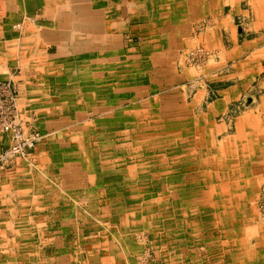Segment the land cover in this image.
Listing matches in <instances>:
<instances>
[{"label":"rangeland","instance_id":"374dc122","mask_svg":"<svg viewBox=\"0 0 264 264\" xmlns=\"http://www.w3.org/2000/svg\"><path fill=\"white\" fill-rule=\"evenodd\" d=\"M249 3L238 0L243 11ZM243 11L234 15L237 25L247 12ZM209 19L197 21L195 35L212 25ZM155 20L159 26L160 19ZM148 21L155 26V21ZM148 32L122 36L125 49H132L126 55H137L136 61H127L128 69L136 64L135 78L130 77L136 88L133 84L112 85L118 77L103 75L104 70L123 75L117 68L125 64L120 58L126 55L108 56L110 63L100 66L103 69L91 63L88 55L86 67L76 69L73 78L68 75L67 83L74 84H69L72 94L62 91L58 96L62 109L83 116L58 118L64 123L44 131L37 125L42 131H38L41 144L37 153L23 158L25 162L42 154L36 157L58 163V167L52 166L57 168L56 177L71 170L83 178L65 184L59 180L39 183L48 171L32 168L30 178L35 179L36 189L29 191L23 213L10 208L0 214L7 225L0 230V240H13L6 246L15 254H8L20 262L81 264L109 257L105 264H114L113 260L120 264H224L226 239L240 243L264 234V174L255 179L231 165L230 143L225 141L227 133H234L238 116L254 106L255 98L246 100L243 95L216 117L207 116L218 95L216 88L224 82L211 79L207 70L212 65L223 66L218 71L222 75L231 64H222L221 55L200 42L170 56L164 64V43L158 41L156 31ZM173 75L180 80L169 81ZM86 79L97 85L85 83ZM130 89L136 90L133 100ZM87 158L93 168L96 166L94 179L86 174L90 169ZM136 174V178L130 177ZM198 196H203L204 202H190ZM78 205L79 211L71 212ZM126 208L134 223L120 225L119 219L114 225L116 220L110 218ZM22 231L28 236L27 249L18 242ZM109 242L115 245L113 252H108ZM6 246H0L1 255L7 252ZM69 252L78 257H65ZM240 259L241 254H236L234 262H238L234 264H256L258 260L249 263L247 257Z\"/></svg>","mask_w":264,"mask_h":264},{"label":"crops","instance_id":"0c3cea01","mask_svg":"<svg viewBox=\"0 0 264 264\" xmlns=\"http://www.w3.org/2000/svg\"><path fill=\"white\" fill-rule=\"evenodd\" d=\"M248 2L250 3L246 12L242 10V5L238 4V0H0V80L9 81L16 87L18 120L23 129L26 132L41 131L37 127L39 125L44 131L50 126L64 123L58 118L83 116L79 111H66L58 104L60 102L58 96L63 93L62 91H65L67 96L72 94L69 84H74L73 81L67 83L68 75L73 78L76 69L85 68L86 61L90 60L87 58L89 56L91 63H95L98 68L108 67L110 63L108 56L124 57L126 51L132 50L124 47L122 36L126 33L128 36H134V33L139 31L149 30L148 33L156 31V34H159L158 41L164 43V64L169 61L170 56L200 42L217 51L222 57V64H231L228 71L222 75H219L218 71L223 66L217 68L212 65L207 70L211 79L217 78L224 82L216 88L218 95L209 106V114L206 115L216 117L219 112H224L231 102L240 100L243 95L246 96V100L251 96L255 98L254 106L246 108L238 116L234 133H227L225 141L230 143L228 150L232 159L231 165L256 179L257 176L264 174V0ZM240 10L246 13L241 23L237 25L233 18ZM209 17L212 25L195 35L197 21ZM157 18L160 19L159 26L155 20ZM149 19L155 21L154 27ZM240 30L243 31L241 36ZM153 43L152 46H155V42ZM148 47L143 55L146 58ZM172 47H175V50L172 51ZM82 55L83 58H80ZM134 57L137 55L120 58L125 64L117 69L123 71V75H116L117 70L111 72L104 70L103 75L106 73L104 76L118 77V82L112 85L135 84L130 77L135 78L136 64L132 65V69H128L131 65L127 64V61ZM120 59L114 61L120 63L122 62ZM178 78L173 75L168 79L179 81ZM86 82L97 85L93 80L86 79ZM156 83L153 87L157 86ZM67 86L69 87L66 88ZM129 91L130 100H133L136 97V90ZM68 99L63 100L67 102ZM11 140L12 134L0 133V153L8 148ZM238 141L243 145L241 148L237 144ZM40 144L38 142L28 156L37 153ZM36 156L31 162H25L22 157H17L8 168L0 172V214L10 208L23 213L22 208L26 206V199L31 196L29 191L36 189L33 183L35 179L30 178L33 175L32 168L48 171L46 179L37 180L39 183L45 180L56 183L59 180L65 184L71 180L75 182L73 178H83L75 174L76 172L71 173V170H65L63 175L56 177L57 168L52 166H57L58 163L56 165L51 158L39 159ZM35 160L40 161L36 164ZM86 161L90 166L86 174L88 176L90 173L94 179L96 166L93 168L92 164L90 165L89 158ZM62 168H67V163L62 164ZM62 168L59 167V170ZM137 175L130 177L136 178ZM177 195L181 197L180 193ZM84 196L86 198L88 194ZM210 198L211 195L205 200ZM192 199L191 203L204 202L203 196ZM32 207H35V201L32 202ZM78 207L80 206L78 205L76 210L71 209V212H76ZM113 216L110 218L116 220L113 222L111 220L113 224L119 223L117 221L119 219L122 222L120 225L130 226L134 223L127 208ZM4 223L6 221L1 218L0 230L6 229L7 225ZM20 234L22 235L18 240L20 246L23 249L29 248L28 236L23 231ZM5 242L1 239L0 246L5 247L8 243H14L9 239ZM109 244L111 248L108 252H113L115 245L112 242ZM224 245L226 246L224 264L237 263L238 261L234 262V257L239 253L243 259L247 257L249 263L258 258L256 264H264V234L258 235L255 240L242 239L240 243L226 239ZM6 251L5 256L0 254V264H25L14 255V249L7 248ZM10 252L14 254L9 255ZM64 256L72 259L78 257V254L69 252ZM24 257L27 255L24 254ZM108 258L101 257L102 261L91 258L92 260L81 261V264H105ZM113 263L120 264L119 260H113Z\"/></svg>","mask_w":264,"mask_h":264},{"label":"built area","instance_id":"2783aa9c","mask_svg":"<svg viewBox=\"0 0 264 264\" xmlns=\"http://www.w3.org/2000/svg\"><path fill=\"white\" fill-rule=\"evenodd\" d=\"M0 133L12 134L10 145L0 153V172L8 168L15 158L27 157L41 139L38 131L26 132L19 123L16 87L4 80H0Z\"/></svg>","mask_w":264,"mask_h":264}]
</instances>
